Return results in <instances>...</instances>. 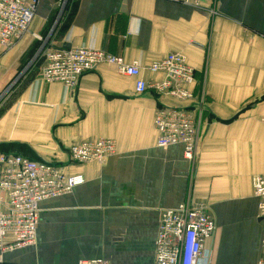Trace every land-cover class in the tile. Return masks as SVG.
<instances>
[{"label": "crops", "instance_id": "0c3cea01", "mask_svg": "<svg viewBox=\"0 0 264 264\" xmlns=\"http://www.w3.org/2000/svg\"><path fill=\"white\" fill-rule=\"evenodd\" d=\"M64 46L142 67L182 54L205 105L194 160L184 159L181 145L156 146L159 99L136 95L135 78L114 67L85 73L73 92L43 82V51ZM141 77L161 79L144 70ZM263 117L264 0H209L202 8L39 0L29 33L0 48V147L85 182L40 203L35 244L5 253L2 264H153L161 212L187 200L206 205L214 220L209 264H257L262 223L251 178L264 175ZM98 138L113 140L115 155L103 164L69 161L72 145Z\"/></svg>", "mask_w": 264, "mask_h": 264}, {"label": "built area", "instance_id": "2783aa9c", "mask_svg": "<svg viewBox=\"0 0 264 264\" xmlns=\"http://www.w3.org/2000/svg\"><path fill=\"white\" fill-rule=\"evenodd\" d=\"M192 8H202L209 0H173ZM39 0H0V48L11 49L29 33ZM39 76L43 82L59 83L73 92L81 77L100 65L114 67L120 75L135 78L134 92H151L159 99L153 117L156 146L181 145L186 161L194 160L199 140L204 101L193 93L194 69L180 53H169L142 67L139 61L127 63L122 57L93 48L49 49L42 53ZM160 75L145 81L141 72ZM164 99H172L175 105ZM264 124V117L261 119ZM113 140L82 141L68 149L73 164H103L115 155ZM84 177L67 174L56 164L0 152V263L5 253L31 247L36 242L39 205L82 185ZM253 196L258 200L257 217L262 223L260 256L264 264V175L251 178ZM215 223L203 203L187 200L174 209L163 210L155 239L153 264H209L208 243ZM77 264H107L100 259H81Z\"/></svg>", "mask_w": 264, "mask_h": 264}, {"label": "water", "instance_id": "95a60500", "mask_svg": "<svg viewBox=\"0 0 264 264\" xmlns=\"http://www.w3.org/2000/svg\"><path fill=\"white\" fill-rule=\"evenodd\" d=\"M56 22H57V21H56ZM55 24H56V23H55ZM42 49H43V47L40 49V51H41ZM63 49H64V50H68L69 47H68V46H64ZM40 51H39V53H40ZM39 53H38V54H39ZM38 54H37V56H38Z\"/></svg>", "mask_w": 264, "mask_h": 264}, {"label": "trees", "instance_id": "16d2710c", "mask_svg": "<svg viewBox=\"0 0 264 264\" xmlns=\"http://www.w3.org/2000/svg\"><path fill=\"white\" fill-rule=\"evenodd\" d=\"M0 152H1V153H5V151H4V150H2V149H1V147H0Z\"/></svg>", "mask_w": 264, "mask_h": 264}, {"label": "rangeland", "instance_id": "374dc122", "mask_svg": "<svg viewBox=\"0 0 264 264\" xmlns=\"http://www.w3.org/2000/svg\"><path fill=\"white\" fill-rule=\"evenodd\" d=\"M0 264H2V263H0Z\"/></svg>", "mask_w": 264, "mask_h": 264}]
</instances>
